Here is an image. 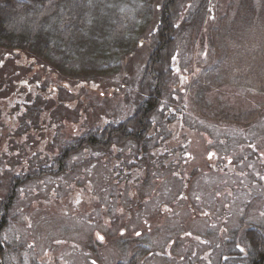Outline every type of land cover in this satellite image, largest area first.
Returning a JSON list of instances; mask_svg holds the SVG:
<instances>
[{"label":"flooded vegetation","instance_id":"flooded-vegetation-1","mask_svg":"<svg viewBox=\"0 0 264 264\" xmlns=\"http://www.w3.org/2000/svg\"><path fill=\"white\" fill-rule=\"evenodd\" d=\"M166 55L106 97L21 73L35 62L57 77L36 56L0 57V69L13 60L0 70V229L23 230L6 241L10 264H215L221 250L240 264L264 242L263 137L206 128L203 100L185 107L172 76L183 90L188 75ZM121 65L101 67V81ZM89 71L69 77L93 81ZM58 216L66 237L38 246Z\"/></svg>","mask_w":264,"mask_h":264},{"label":"rangeland","instance_id":"rangeland-1","mask_svg":"<svg viewBox=\"0 0 264 264\" xmlns=\"http://www.w3.org/2000/svg\"><path fill=\"white\" fill-rule=\"evenodd\" d=\"M229 1L237 3V0H209L205 6L203 3L199 4L200 0H182L178 10L183 14L184 18L189 11H194L196 8L197 10L194 12L192 21L188 24V27L184 26L185 23H180L174 31L169 33L171 44L168 47V53L164 62L172 65L170 70H183L182 72L188 75L187 83L184 84L185 89L183 90L178 77L175 75L172 76V86H175L174 92L180 98H184V102L186 103L185 107L192 111H194L192 108L193 104L199 102V100H203V115L205 120L208 121L205 123L206 128H212L213 131L224 134L231 127L234 129L236 138L239 139L243 137L242 133H247L253 127L251 130L252 133L256 137H263L264 139V116L262 117L264 113L261 114L262 112L258 110L264 107V102H262L264 101V34H237L235 23L230 25V27L235 26L231 32L223 33L226 30L225 26L220 27L222 22L220 21V16L224 14L226 7L228 9L232 7L228 3ZM252 3L255 5V14L252 20L254 23L257 21L260 22L258 29L262 30L264 23V11H262L263 2L262 0H252ZM162 4L163 0H155L156 9L152 21L138 35L137 40L134 41L131 53L129 52L120 63L124 69L122 71L117 70L115 73L111 71L110 73L107 72L109 75L105 81H101L102 78L99 77L100 72L98 70L100 68L98 66H101L99 64L108 65L112 62L110 58H100V55L106 50L103 40L110 34H90L94 38V42L81 43L78 46L80 52L77 57L69 60L73 69L83 64L91 66L87 68L92 69L89 71V76L93 77V81H90L88 77H83L87 75L84 72H80L82 75L76 81L72 80L73 77H69V75L72 76L74 74H70L69 68L67 72L57 70V77H55L52 69V71L48 69L49 73L43 65L39 64L40 66H38L35 62L32 66L29 65L28 67L21 68L20 72L32 78L43 75L49 81H57L55 80L57 78L60 88L68 89L69 86L72 88L80 87L79 89L82 91H88V93L105 97L114 91L105 88L110 85L117 87V79H120L119 82L125 83V86L122 85L123 92H125L127 85H129L127 80L138 83L141 74L143 72L148 73L150 70L152 60H154L153 56L159 50L161 34L158 32V26L160 23V8ZM207 6H210L215 12L212 13V10H208ZM218 26L222 30H216ZM10 39L9 36L0 34V57H3L7 53L14 59L20 57L22 53H25L27 58L29 55H33L35 58L34 52L29 51L24 45L18 42L14 43L10 41ZM215 46H219L225 53L224 63L219 61V65L223 66L222 69L225 66H231L230 73L225 74L223 72L215 73L213 70L209 71V68L218 61V58L213 56L214 51L212 48L218 54L220 53ZM48 53H51V50ZM48 53L44 54L50 57L51 61H60V63L65 61L57 55L51 56ZM206 53L207 56L208 54H212V56L208 58ZM36 58L37 62H41L38 55ZM230 60L232 64L229 62ZM12 61V59L7 58V61H3L4 65L0 70H10L13 66ZM45 61L51 64H49L51 68L55 69L53 62L49 60ZM235 68L248 69L249 73L245 72L243 75L238 74V70ZM125 70H127L128 75L123 77L122 74L125 73ZM250 70H258L257 73L259 74H251ZM94 85H97V88L91 90ZM190 86L192 87L188 90L187 87ZM100 99L109 100L108 98ZM256 103L259 104L256 106ZM220 115L222 116L221 119ZM250 121H253V124H255L252 125ZM255 153L259 155L257 151ZM258 157L261 158V156ZM254 170L257 174L259 173L256 168ZM236 215L238 214L235 213V217ZM67 220L68 218L65 216H58V220L53 221V225L46 224L44 225V229L38 228L35 238L36 243L38 242L37 245H43L45 233L47 232L55 234L57 238L66 237V235H60L59 232L61 231L59 228H61L62 224L65 226ZM22 232L23 230L19 227H7L3 233V240L9 243L20 244L23 239L15 242L11 240L10 235H13L12 233L18 235ZM59 243L63 244L61 241ZM58 245L60 246V244ZM223 255H225L224 262L221 264H230L228 262L230 258L226 255V251L223 250L216 256L215 264L220 262Z\"/></svg>","mask_w":264,"mask_h":264},{"label":"trees","instance_id":"trees-1","mask_svg":"<svg viewBox=\"0 0 264 264\" xmlns=\"http://www.w3.org/2000/svg\"><path fill=\"white\" fill-rule=\"evenodd\" d=\"M181 1L163 0L158 26L161 44L158 52L153 56L151 72L159 68L158 63L167 54L171 44L169 33L174 31L180 23H185L184 26L188 27L197 10L196 8L194 11H189L184 18L178 10ZM208 2L209 0H200L199 4L203 3L206 6ZM262 2V11H264V0ZM228 3L232 7L228 9L225 6L224 14L220 16L222 21L220 27L225 26L226 30L223 33L231 32L236 26L237 34H264V23L260 30L258 29L260 22L254 23L252 20L255 14V5L252 0ZM210 6H207V9L214 13L215 10ZM155 9V0H0V34L9 36L10 41L14 43L24 45L29 51L34 52L36 57L38 55L40 61L45 64H50L45 60H51L44 53L51 50L49 55H57L65 60L62 63L51 61L56 70L63 72L72 68L69 60L77 57L80 52L78 46L81 43L94 42L90 34H110L103 40L106 50L100 58H110L112 62L108 65L99 64L101 66L98 68L105 67L111 70L132 51L134 41L152 21ZM234 23L235 26L230 27ZM220 27L218 26L216 30H222ZM215 48L220 51L218 54L212 48L213 56L217 57L218 61L209 68V71L230 73L231 66H225L222 69L223 66L219 65V61L224 63L225 53L219 46ZM211 56L212 54H208L207 57ZM229 62L232 64L231 60ZM87 67L91 66L83 64L76 69L78 71L92 70ZM236 70L241 75L245 72L249 73V70L244 68ZM257 72L258 70H250L251 74H259ZM4 230L5 228L0 229V264H10L6 254L8 244L3 240ZM240 264H264V242L258 241L250 257L241 261Z\"/></svg>","mask_w":264,"mask_h":264}]
</instances>
